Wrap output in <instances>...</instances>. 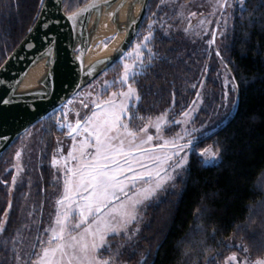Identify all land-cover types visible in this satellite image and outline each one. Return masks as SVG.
I'll use <instances>...</instances> for the list:
<instances>
[{
  "label": "trees",
  "instance_id": "1",
  "mask_svg": "<svg viewBox=\"0 0 264 264\" xmlns=\"http://www.w3.org/2000/svg\"><path fill=\"white\" fill-rule=\"evenodd\" d=\"M88 1L64 0V11L68 12L69 5L76 11ZM40 2L0 0V67L36 23ZM150 2L138 38L130 48L135 56L136 45L152 24L153 37L142 50L147 61L148 49H152L155 61L137 76L141 100L133 104L143 117L154 116L173 98H180L178 78L191 64L187 60H192L184 55L190 44L176 14L170 13L168 6H160L158 0ZM232 22L223 56L234 78L237 104L233 117L209 141L220 152L221 161L206 165L192 157L185 178L148 209L139 242L140 247L151 249L148 264H221L236 243L249 249L251 260L264 259V244L260 242L264 231V0H246L244 11L238 9ZM217 33L207 54L222 58L216 45ZM51 116L37 124L43 125L41 142H46L48 150L58 136L57 114ZM17 142L0 156V220L7 212L8 221L0 243L17 233L21 221L25 187L13 195L7 192L12 172L5 162ZM137 257L131 258L132 264H137Z\"/></svg>",
  "mask_w": 264,
  "mask_h": 264
},
{
  "label": "snow or ice",
  "instance_id": "2",
  "mask_svg": "<svg viewBox=\"0 0 264 264\" xmlns=\"http://www.w3.org/2000/svg\"><path fill=\"white\" fill-rule=\"evenodd\" d=\"M113 2L102 0V3L94 2L91 7L99 16L102 8H111ZM238 5L244 11L245 0H238ZM210 6L214 9L212 15L218 13L224 18L229 8L237 6V0H212ZM81 11H72L69 5L65 18L73 24L81 23ZM109 15L116 22L117 13ZM190 15L195 16L196 13ZM127 22L136 23L131 7ZM219 23L217 19V26ZM224 24L226 27L227 19H224ZM45 26L48 27L47 21ZM152 27L149 24L148 34L136 45V58L131 63L125 60L121 76L113 81L112 86L118 90L106 95L108 82L105 81L104 89L91 101V106L81 101L88 111L83 114L77 112L74 124L66 125L70 130L66 133L68 136L75 133L83 139L77 142L76 136H73V146L67 158H60L65 161L62 167L63 191L56 203L62 210L57 211L54 226L44 229L46 238L37 235L35 240H28L21 234L22 230L8 237L0 243V251L4 252L0 264H130L131 258L136 255L140 247L141 224L147 210L166 197L169 190L183 179L188 171L189 154L195 150V140L187 128L183 135L177 132L164 138L161 124L165 122L167 113L157 117L155 136L149 133V125L153 123L151 117L148 123L141 126L133 124L136 119H145L138 115L139 109L132 102L141 100L137 76L144 74L155 61L152 49H148L147 61L142 50L153 37ZM215 35L213 31V39L209 43L215 41ZM216 54L220 55L219 51ZM76 59L83 71L82 56ZM98 63L108 64L109 61ZM87 71L92 74L103 69L93 65ZM196 95L199 98L201 94L197 92ZM223 99H228V92L224 93ZM195 103L197 101H193ZM11 104V100L0 98V124L6 121L4 106ZM34 107L25 106V113L30 114ZM181 115L186 119L169 122L173 125L190 122L189 111H183ZM63 119L67 120V113L63 114ZM56 123L60 129L65 127L59 120ZM154 140L162 142L153 143ZM206 152L207 149L202 150L201 155ZM216 155L214 152L213 158ZM15 157L20 159V150L15 152ZM51 163L56 166L59 159L53 156ZM16 167L21 170L20 165ZM17 182V176L13 175L12 183L15 185ZM4 215L5 219L0 220V234L7 232V212ZM260 242L264 244V231L260 234ZM242 251L248 253L249 249L242 246ZM128 253L130 255L126 258ZM150 255L151 249L144 251L142 264H148L147 257ZM226 264H264V259L251 261L246 256L239 260L233 252Z\"/></svg>",
  "mask_w": 264,
  "mask_h": 264
},
{
  "label": "rangeland",
  "instance_id": "3",
  "mask_svg": "<svg viewBox=\"0 0 264 264\" xmlns=\"http://www.w3.org/2000/svg\"><path fill=\"white\" fill-rule=\"evenodd\" d=\"M158 2L160 6H168L170 13L176 14V18L179 20L181 29L185 35L186 43L190 44L187 53L184 52L185 54H182L185 56L187 54L190 55L189 57H192V60H187V64H191H188L185 73L178 78L179 91L181 93L180 98L178 100L173 98L162 111L151 116L153 123L149 125V133L155 136L157 132L155 127L157 117L167 113L165 122L161 124L164 138H169L177 132L183 135L184 129L187 128L195 140V150L189 154L188 169L191 165L192 157H195L196 160L206 165H215L221 161V154L212 148L209 142L210 137L233 117L237 104L236 86L230 77L228 69L224 65L225 57L223 56V52L226 46V36L233 25L234 15L240 9L238 0L237 6L229 8L227 10L228 15L224 18H221L218 13L212 15L214 11L210 6L212 0H158ZM190 13H196V15L192 16ZM217 19L220 20L219 26L216 24ZM224 19H227L226 27ZM202 21L203 23H201ZM217 30L219 39L217 38L216 45H218L221 51L222 58L207 54L210 48L209 41L213 39L212 33L213 31L216 33ZM113 40L114 38H106L103 41V46L106 47L105 45L110 44ZM131 51L129 50V53L119 60L118 65L109 69L62 107L51 112L49 117L57 114L55 121L59 120L65 124L63 129L58 128L56 124L58 136L54 139L52 148H49L51 151L48 150L46 142H41L43 125H35L19 138L16 145H14L15 147L7 154L5 162L8 166V171L12 172V176L16 175L18 178L17 184L14 185L11 177L7 192L13 195L15 190L20 189L22 186L25 187L20 214L21 221L18 230H22L21 234L26 239L35 240L37 235L46 238L47 234L44 233V229L54 226L56 213L58 210H62L61 206L56 203L63 191L64 176L62 167L65 161L60 158H67L68 151L73 146V136H76L75 133L72 136L66 134L70 131L66 127L67 123L74 124L77 112L83 114L88 111V109L82 106L81 101L91 106V101L96 99L97 94L101 93L104 89L105 81L108 82V92L106 95H110L111 92L118 90L112 84L113 81H117L121 76L124 61L126 60L131 63L136 58ZM197 92L201 94L199 98L196 95ZM225 92H228L227 100L223 99ZM89 93H92V95L90 96ZM200 100L203 102L201 103ZM193 101H197V103L193 104ZM135 102L133 101L132 104ZM178 104L181 107L176 108ZM183 111L190 112V122L181 125H173L169 122L171 120L186 119L181 115ZM64 113H67L66 121L63 119ZM138 115L141 116L139 113ZM144 118V120L136 119L133 121V124L141 126L148 123L149 116ZM81 139H83L82 136H76L77 142ZM158 142L162 141H153V143ZM204 149H207V152L202 156L201 152ZM17 150L21 151L19 160L15 157ZM214 152L217 155L213 158ZM53 156L59 159V163L56 166H53L51 163ZM68 159L71 163L70 158ZM16 165H20L21 170H18ZM185 176L186 174H184L183 179ZM21 180L23 181L22 183L20 182ZM158 202L159 200L155 203ZM30 212L33 215L30 216ZM146 214L141 228L146 224ZM37 228H39V232H37ZM233 245L235 249L224 257L221 264H226L227 258L233 252L237 254L239 260H243L246 256L250 259L248 253L242 251V244L236 243ZM145 250L144 247H139L136 253L138 257L135 255L133 258L137 257L139 261L143 258ZM128 255L130 253L126 254V258ZM255 260L257 259L251 261ZM130 264H132L131 261Z\"/></svg>",
  "mask_w": 264,
  "mask_h": 264
},
{
  "label": "water",
  "instance_id": "4",
  "mask_svg": "<svg viewBox=\"0 0 264 264\" xmlns=\"http://www.w3.org/2000/svg\"><path fill=\"white\" fill-rule=\"evenodd\" d=\"M63 2L41 0L36 23L0 67V98L12 101L11 106H4L6 121L0 124V156L31 127L85 90L129 53L151 3L150 0H114L112 7H103L98 16L91 5L102 0H90L76 10L88 9L81 11V23L73 24L65 18ZM130 7L136 21L132 24L127 22ZM109 13H117L116 22ZM105 15L114 27L111 38L122 37L111 43L106 54L87 61L88 49L102 36L99 24ZM78 56H82L83 71ZM106 60L108 64L98 63ZM93 65L103 71L89 74L87 69ZM25 106L35 107L28 114Z\"/></svg>",
  "mask_w": 264,
  "mask_h": 264
},
{
  "label": "bare ground",
  "instance_id": "5",
  "mask_svg": "<svg viewBox=\"0 0 264 264\" xmlns=\"http://www.w3.org/2000/svg\"><path fill=\"white\" fill-rule=\"evenodd\" d=\"M99 27L102 36L100 38H97V40H95L94 43L91 45V47L88 49L87 58H86L87 61L95 60V58L103 54H106V52H108L109 49L112 47L111 43L117 42V40L121 39L122 37L121 35L117 36V38L114 37L115 40H113L110 44L104 47L103 41L106 38L113 37L112 34L114 32V27L110 22V18L106 15L101 18Z\"/></svg>",
  "mask_w": 264,
  "mask_h": 264
},
{
  "label": "flooded vegetation",
  "instance_id": "6",
  "mask_svg": "<svg viewBox=\"0 0 264 264\" xmlns=\"http://www.w3.org/2000/svg\"><path fill=\"white\" fill-rule=\"evenodd\" d=\"M215 36H216V35H215ZM213 43H215V41H214Z\"/></svg>",
  "mask_w": 264,
  "mask_h": 264
}]
</instances>
